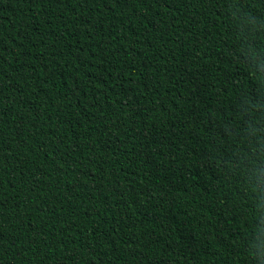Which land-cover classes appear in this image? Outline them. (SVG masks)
I'll use <instances>...</instances> for the list:
<instances>
[{"label":"trees","instance_id":"1","mask_svg":"<svg viewBox=\"0 0 264 264\" xmlns=\"http://www.w3.org/2000/svg\"><path fill=\"white\" fill-rule=\"evenodd\" d=\"M230 31L224 0H0V264H250L208 171L254 87Z\"/></svg>","mask_w":264,"mask_h":264},{"label":"clouds","instance_id":"2","mask_svg":"<svg viewBox=\"0 0 264 264\" xmlns=\"http://www.w3.org/2000/svg\"><path fill=\"white\" fill-rule=\"evenodd\" d=\"M224 6L234 45L231 56L254 87L237 94L233 117L217 121L228 148L208 171L215 176L219 170L236 182L250 216L243 236L245 255L250 264H264V15L246 11L241 0H224Z\"/></svg>","mask_w":264,"mask_h":264}]
</instances>
